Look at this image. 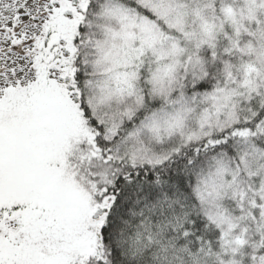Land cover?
<instances>
[{"label": "snow or ice", "instance_id": "obj_1", "mask_svg": "<svg viewBox=\"0 0 264 264\" xmlns=\"http://www.w3.org/2000/svg\"><path fill=\"white\" fill-rule=\"evenodd\" d=\"M0 264H264V0H0Z\"/></svg>", "mask_w": 264, "mask_h": 264}]
</instances>
